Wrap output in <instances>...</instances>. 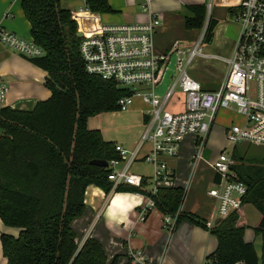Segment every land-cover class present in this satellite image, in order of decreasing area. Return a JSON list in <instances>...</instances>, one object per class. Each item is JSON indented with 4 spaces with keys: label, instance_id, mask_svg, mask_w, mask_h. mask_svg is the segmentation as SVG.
<instances>
[{
    "label": "trees",
    "instance_id": "obj_1",
    "mask_svg": "<svg viewBox=\"0 0 264 264\" xmlns=\"http://www.w3.org/2000/svg\"><path fill=\"white\" fill-rule=\"evenodd\" d=\"M21 6L31 36L44 52L28 59L47 72L45 85L51 96L29 111L0 102V218L19 229L17 235L2 233L3 254L7 264H117V258L108 263L98 239L89 237L80 244L72 222L86 210L89 185L107 193L113 190L109 167L90 161L121 158L117 143L105 140L100 129L90 128L89 119L121 110L118 100L130 92L113 80L87 72L78 24L61 0H21ZM85 6L96 13L114 11L109 0H86ZM188 9L193 16L185 18L186 28H205L202 43H211L218 21L211 16L206 22L205 4ZM233 154L239 160L234 165L237 176L248 187L243 205L252 203L261 212L254 230L264 240V159H246L236 147ZM148 186L144 181L140 188L121 185L114 191L150 194ZM186 193L183 186L160 187L152 197L164 215L179 212L177 225L189 220L208 229L207 220L181 210ZM246 227L241 209L218 219L208 229L218 245L204 264L239 260L258 264L253 243L244 239Z\"/></svg>",
    "mask_w": 264,
    "mask_h": 264
},
{
    "label": "built area",
    "instance_id": "obj_2",
    "mask_svg": "<svg viewBox=\"0 0 264 264\" xmlns=\"http://www.w3.org/2000/svg\"><path fill=\"white\" fill-rule=\"evenodd\" d=\"M221 1L235 9L233 16L240 25V34L228 59L227 75L215 90L203 89L188 70L194 60L203 55L202 40L188 48L176 45L169 52L155 49L154 35L161 25L157 14L145 23L123 24L104 23L99 14L87 7L72 15L82 33L80 53L87 72L113 80L118 88L130 92L118 100L121 110L129 109L135 97L148 106L143 111L139 143L134 148L117 144L121 158L108 162V179L113 183V190L121 185L140 188L144 181L148 182L150 194L136 192L146 201L141 210L142 217L156 208L152 195L160 187L177 186L175 171L166 159L179 155L182 142L189 135H194L198 144L206 146L222 109L235 111L242 120H231L225 126L227 144L210 162L215 183L208 195L215 198L216 208L213 218L206 222L208 229L214 227L216 220L228 217L243 205L248 187L237 176L233 153L240 143L264 147V0ZM0 41L26 58L44 54L33 38L26 40L2 25ZM173 55L176 56L174 81L158 93ZM177 89L184 95L182 111L167 108ZM5 92L6 87L0 86L1 97ZM146 144L148 148H145ZM136 161L148 162L153 167L152 174L131 172ZM123 162L125 165L119 168ZM178 214L164 215L167 230L172 231L177 226ZM138 255L131 253L133 259ZM232 264L246 263L239 260Z\"/></svg>",
    "mask_w": 264,
    "mask_h": 264
},
{
    "label": "crops",
    "instance_id": "obj_3",
    "mask_svg": "<svg viewBox=\"0 0 264 264\" xmlns=\"http://www.w3.org/2000/svg\"><path fill=\"white\" fill-rule=\"evenodd\" d=\"M18 2L20 7H17ZM85 2L86 0H61V5L75 15L86 7ZM109 2L114 9L113 12L97 13L100 20L107 24L145 23L153 14L160 17L161 25L154 35V45L158 52H169L176 45L188 48L203 39L205 28L188 29L185 18L193 16L188 9L190 5L205 4L209 11L206 22L212 16L218 23L213 40L202 46L203 55L198 56L190 67H197L198 62H201L205 70L212 68V73L216 72L214 74L204 72L198 75V79L195 77L203 89L215 90L220 86L222 82L220 78L228 71V59L232 56L239 37L240 25L234 19V8L225 5L221 0H109ZM0 25L20 37L32 38L31 25L22 9L21 0H0ZM171 60L161 85L163 90L174 81L176 75V67L174 70L170 69ZM46 76L45 70L0 41V86L6 87L5 95L0 96L2 105L25 111L33 110L39 101L51 96V90L45 85ZM167 76L169 81L165 82ZM174 99L171 110L182 111L184 95L176 92ZM133 110L137 114L134 130L121 136H110L107 132H102L105 140L114 141L128 148L136 147L143 132L144 109ZM210 139L211 134L208 141ZM182 148L181 145L177 157L166 159L175 174V162L179 160ZM214 157H211L210 162L215 159ZM193 161L197 168L199 161L196 158ZM211 169L210 181L214 186L215 172L212 167ZM196 181L197 176L193 174L186 186V198L181 210L209 220L214 216L216 200L208 195V190L207 196L198 197V192L192 185ZM176 185L185 188L177 180ZM85 204L84 214L74 219L72 228L80 244L89 237L98 239L105 249L108 263L117 258V264H204L206 257L214 252L218 245L216 236L208 229L189 220L179 222L174 231L167 230L164 227V214L157 208L142 217L141 210L146 201L143 195L136 192L112 190L107 193L103 188L91 184L86 189ZM241 212L247 225L244 239L253 243L259 257L258 264H264V240L254 230L261 219V212L252 203L244 204ZM2 233L17 235L19 229L5 225L0 218V264H7L2 249ZM131 253L139 255L133 259Z\"/></svg>",
    "mask_w": 264,
    "mask_h": 264
},
{
    "label": "rangeland",
    "instance_id": "obj_4",
    "mask_svg": "<svg viewBox=\"0 0 264 264\" xmlns=\"http://www.w3.org/2000/svg\"><path fill=\"white\" fill-rule=\"evenodd\" d=\"M20 3L18 2L17 7H20ZM215 10V9H214ZM209 13V11H208ZM237 31V27L235 28ZM240 34V31H239ZM26 40H29V37H22ZM207 43H202V46ZM170 69L174 70L176 67V56H172ZM194 68V69H193ZM212 68L204 69V64L198 62L197 67H189V72L198 79V75L206 72L212 73ZM221 69V67L219 68ZM228 72V71H227ZM221 76V80L223 81L227 75ZM169 81V77L165 82ZM158 93L163 92V87L158 88ZM179 90L177 89V93ZM174 97L169 102L167 108L171 109L174 103ZM173 100V101H172ZM134 108H139L141 110H146L148 108L147 104L143 102V100L139 97L134 98V102L131 107L127 110H118V111H110L103 112L98 114L97 116H92L89 119V126L96 129H101L104 133L107 132V135L110 136H121L127 135L135 128V112H133ZM241 116L237 115L235 111H226L224 109L220 110L218 113L216 123L211 132V139L208 141L209 143L205 146L201 143H197L194 135H189L185 138V141L182 143V150L179 160L175 162L176 165V180L179 184L188 186L190 183L193 174L197 176V181L192 185L198 192V197H202L206 194V190H209L213 185L210 181V174H212V169L210 167V159L219 154V152L223 149L224 145L227 144L225 138V126L231 122V120H235L237 122H241ZM148 143V142H147ZM129 146V145H128ZM148 144H146L145 148H148ZM129 148H133L129 146ZM236 150L244 156L246 159L255 158L258 160L264 159V147L256 146L249 143H240L236 146ZM180 154V153H179ZM201 156V157H200ZM200 157V158H199ZM236 164L239 163V160L233 154ZM197 159L199 161V165L195 168L193 159ZM215 158V157H214ZM213 158V159H214ZM235 164V165H236ZM125 163H121L118 165L119 168H122ZM131 172L142 173V174H152L153 167L148 162L136 161L130 168ZM209 197V196H208Z\"/></svg>",
    "mask_w": 264,
    "mask_h": 264
},
{
    "label": "water",
    "instance_id": "obj_5",
    "mask_svg": "<svg viewBox=\"0 0 264 264\" xmlns=\"http://www.w3.org/2000/svg\"><path fill=\"white\" fill-rule=\"evenodd\" d=\"M78 37L82 36V33L80 31H78L77 33ZM91 164L93 165H98V166H103V167H107L108 166V161L107 160H103V159H93L90 161Z\"/></svg>",
    "mask_w": 264,
    "mask_h": 264
}]
</instances>
